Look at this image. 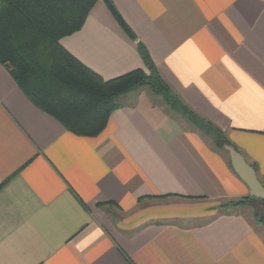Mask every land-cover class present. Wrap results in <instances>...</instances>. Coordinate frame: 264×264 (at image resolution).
Returning a JSON list of instances; mask_svg holds the SVG:
<instances>
[{
	"label": "crops",
	"instance_id": "0c3cea01",
	"mask_svg": "<svg viewBox=\"0 0 264 264\" xmlns=\"http://www.w3.org/2000/svg\"><path fill=\"white\" fill-rule=\"evenodd\" d=\"M110 2L132 36L97 0L60 45L109 80L146 72L141 44L197 130L141 87L74 134L0 63V264H264L258 201L195 123L264 187V0Z\"/></svg>",
	"mask_w": 264,
	"mask_h": 264
},
{
	"label": "trees",
	"instance_id": "16d2710c",
	"mask_svg": "<svg viewBox=\"0 0 264 264\" xmlns=\"http://www.w3.org/2000/svg\"><path fill=\"white\" fill-rule=\"evenodd\" d=\"M97 0H0V63L24 94L67 130L94 136L119 107L117 97L141 87L160 95L169 107L191 117L172 95L147 51L138 44L146 72L136 69L104 80L60 45V39L78 31ZM126 33L132 36L110 0H103ZM198 126L199 122L195 121ZM202 123V122H201ZM220 141L223 135L207 123ZM246 196L239 202H251ZM262 214L257 216L264 224Z\"/></svg>",
	"mask_w": 264,
	"mask_h": 264
},
{
	"label": "water",
	"instance_id": "95a60500",
	"mask_svg": "<svg viewBox=\"0 0 264 264\" xmlns=\"http://www.w3.org/2000/svg\"><path fill=\"white\" fill-rule=\"evenodd\" d=\"M221 147L227 153L233 171L247 186L248 195L257 200H264V187L258 180L252 165L230 144L223 142ZM262 220L264 221V214Z\"/></svg>",
	"mask_w": 264,
	"mask_h": 264
},
{
	"label": "rangeland",
	"instance_id": "374dc122",
	"mask_svg": "<svg viewBox=\"0 0 264 264\" xmlns=\"http://www.w3.org/2000/svg\"><path fill=\"white\" fill-rule=\"evenodd\" d=\"M152 97L159 105L164 106L166 108V105L164 104V102L159 97H155L153 95H152ZM116 102H117V99H116ZM170 113L172 114V117H174L175 119H177L178 121L183 123V125H185L186 128H192V129L197 130L193 124L186 121V120H188L187 118H185L186 119L185 120L184 117L182 118V115H177L176 113H173L172 111H170ZM185 116L188 117V115H185ZM196 121L199 122L201 125L199 129H200V133H201L202 137H204L205 139L207 138L210 141L214 139L216 141H219L218 143L220 144V146L222 145L223 141L220 142V140L217 138V136L214 132H212L211 130L209 131L208 129H205V126L203 125V123H205L204 121H202L199 118H197ZM253 210H254V214L256 215V217L260 216L262 214L263 205L259 202H256L253 204Z\"/></svg>",
	"mask_w": 264,
	"mask_h": 264
}]
</instances>
